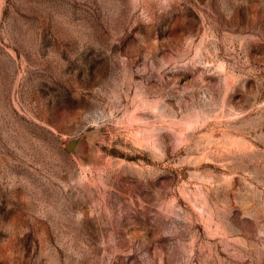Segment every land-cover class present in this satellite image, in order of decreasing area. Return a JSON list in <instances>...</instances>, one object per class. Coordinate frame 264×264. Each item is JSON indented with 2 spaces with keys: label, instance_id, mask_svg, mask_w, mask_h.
<instances>
[{
  "label": "rangeland",
  "instance_id": "obj_1",
  "mask_svg": "<svg viewBox=\"0 0 264 264\" xmlns=\"http://www.w3.org/2000/svg\"><path fill=\"white\" fill-rule=\"evenodd\" d=\"M0 264H264V0H0Z\"/></svg>",
  "mask_w": 264,
  "mask_h": 264
},
{
  "label": "water",
  "instance_id": "obj_2",
  "mask_svg": "<svg viewBox=\"0 0 264 264\" xmlns=\"http://www.w3.org/2000/svg\"><path fill=\"white\" fill-rule=\"evenodd\" d=\"M73 143H74V141H73V140H72V141H70V142L67 144V147H68V148H71Z\"/></svg>",
  "mask_w": 264,
  "mask_h": 264
}]
</instances>
